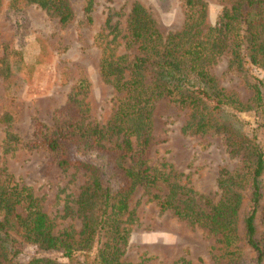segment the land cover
I'll use <instances>...</instances> for the list:
<instances>
[{
  "label": "rangeland",
  "instance_id": "374dc122",
  "mask_svg": "<svg viewBox=\"0 0 264 264\" xmlns=\"http://www.w3.org/2000/svg\"><path fill=\"white\" fill-rule=\"evenodd\" d=\"M197 1L204 5V23L213 24L231 0ZM84 2H49L66 6L69 16L61 22V14L54 8L45 9L27 0H0V184L10 179L12 184L27 188L52 219L53 231L70 228L74 237L82 221L78 195L90 178L81 169H62L56 161L60 154L98 166L106 160L100 153H87L72 144L58 151L24 145L34 138V120L47 132L74 118L104 126L119 93L101 78L98 64L104 49L106 54H125L127 61L136 53L135 46L126 44L132 4L138 3L148 13L162 36L182 27L187 10L185 0H92L87 20L82 12ZM146 68L148 81L152 65ZM209 71L215 86L236 98L240 109H212L209 100H202L192 114V109L163 96L152 100L145 158L164 180L149 189L136 185L126 199L127 210L119 216L120 224L127 228L119 257L124 264H255V254L243 239V217L250 205V189L243 174L250 163L253 140L264 153V68L246 63L238 69L222 54ZM254 82L260 90L258 96ZM74 93L76 103L68 104ZM197 119L206 121L205 128L195 129ZM219 168L239 174V183L231 185L239 196L231 233H218L192 218L177 217L170 208L161 211L157 199L152 198L153 194L167 196L170 184H175L189 191L193 209L199 212L204 209L202 198L211 203L219 199ZM259 183L254 224L264 264V169ZM97 207L92 203L91 211L96 213ZM15 210L24 212L20 206ZM10 231L16 243L1 264H26L34 257L70 264L60 248L42 249L24 240L19 230ZM101 240L94 241L92 252Z\"/></svg>",
  "mask_w": 264,
  "mask_h": 264
},
{
  "label": "trees",
  "instance_id": "16d2710c",
  "mask_svg": "<svg viewBox=\"0 0 264 264\" xmlns=\"http://www.w3.org/2000/svg\"><path fill=\"white\" fill-rule=\"evenodd\" d=\"M45 9L54 8L61 22L68 16L64 4L49 3L53 0H27ZM92 0H85L82 12L89 20ZM182 27L162 36L154 27L148 13L133 3L127 18L126 44L135 46L136 53L127 61L125 54L107 53L105 49L98 64L101 78L111 83L119 93L117 105L104 126L83 123L74 118L47 132L44 125L34 120L33 136L24 145L58 151L66 145L81 148L87 153H100L105 158L103 166L60 154L56 164L65 169H81L90 181L78 195V209L82 211L80 230L53 231V222L39 207L36 199L24 186L0 184V264L6 260L9 248L16 243L10 229L19 230L24 240L42 249L60 248L70 264H124L120 260L126 242L127 228L120 224L119 216L127 210L126 199L136 185L145 189L153 187L164 178L156 168L147 164L145 154L150 144V110L152 100L163 96L170 101L187 106L194 111L209 100L212 109L226 106L240 109L236 98L223 93L214 83L209 71L217 59L228 55L229 64L241 69L244 64L264 68V0H231L221 10L213 24L203 21L204 5L197 0H185ZM150 59H152L150 61ZM152 65V78L145 81V69ZM261 83L260 79H255ZM254 82L255 95L259 87ZM76 93L70 94L68 104L76 103ZM79 116V115H78ZM195 129L205 128L206 121L197 119ZM135 141V143H134ZM250 163L243 177L248 182L250 205L243 217V239L254 252L255 264H262L263 249L255 237L254 216L260 196L259 178L264 169V153L258 142L250 143ZM129 160V163H124ZM237 171L219 168L216 184L221 192L216 203L202 198L204 209H193L194 199L188 190L170 184V193L157 199L161 211L170 208L177 217L192 218L218 233H231L239 196L231 189L238 184ZM98 202V203H97ZM92 203L98 204L96 213ZM20 206L22 214L15 208ZM87 211L88 213H83ZM128 212V216H129ZM95 236L97 238H95ZM97 241L92 252L95 240ZM227 236H224L226 238ZM80 251L81 254H75ZM26 264H61L48 257H34Z\"/></svg>",
  "mask_w": 264,
  "mask_h": 264
}]
</instances>
